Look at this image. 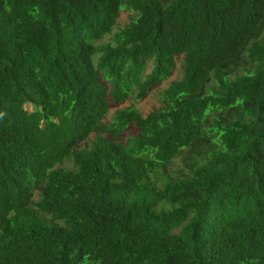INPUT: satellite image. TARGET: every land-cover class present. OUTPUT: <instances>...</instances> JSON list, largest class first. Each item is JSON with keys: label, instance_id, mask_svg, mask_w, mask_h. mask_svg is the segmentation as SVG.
I'll use <instances>...</instances> for the list:
<instances>
[{"label": "trees", "instance_id": "16d2710c", "mask_svg": "<svg viewBox=\"0 0 264 264\" xmlns=\"http://www.w3.org/2000/svg\"><path fill=\"white\" fill-rule=\"evenodd\" d=\"M0 264H264V0H0Z\"/></svg>", "mask_w": 264, "mask_h": 264}, {"label": "rangeland", "instance_id": "374dc122", "mask_svg": "<svg viewBox=\"0 0 264 264\" xmlns=\"http://www.w3.org/2000/svg\"><path fill=\"white\" fill-rule=\"evenodd\" d=\"M123 21H125V19L122 17L119 21L120 24H122ZM176 76H177V71H176L175 75L172 76V78H175ZM131 102L136 106V108L138 110H140L142 112H147L152 106H155V104L157 102L155 91L152 92L151 94H149L147 98H145L144 100H142L139 103L135 102L134 100H131ZM26 108L28 110H31L29 105H27Z\"/></svg>", "mask_w": 264, "mask_h": 264}]
</instances>
